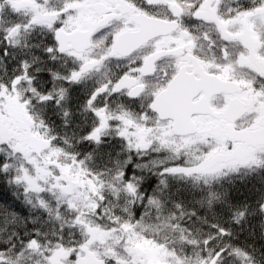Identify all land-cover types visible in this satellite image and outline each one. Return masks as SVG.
Listing matches in <instances>:
<instances>
[{
  "label": "snow or ice",
  "instance_id": "obj_1",
  "mask_svg": "<svg viewBox=\"0 0 264 264\" xmlns=\"http://www.w3.org/2000/svg\"><path fill=\"white\" fill-rule=\"evenodd\" d=\"M0 184V264H264V0H0Z\"/></svg>",
  "mask_w": 264,
  "mask_h": 264
},
{
  "label": "trees",
  "instance_id": "obj_2",
  "mask_svg": "<svg viewBox=\"0 0 264 264\" xmlns=\"http://www.w3.org/2000/svg\"><path fill=\"white\" fill-rule=\"evenodd\" d=\"M246 187H250V186H245L239 183L236 185V189L240 194V198H243V195L246 193ZM0 196H3L5 199L8 200L9 203H11L12 194L10 191L7 190L6 186H4L3 184H0Z\"/></svg>",
  "mask_w": 264,
  "mask_h": 264
}]
</instances>
